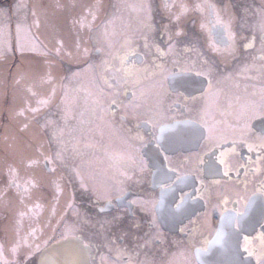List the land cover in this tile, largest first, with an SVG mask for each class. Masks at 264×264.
<instances>
[{
  "label": "flooded vegetation",
  "instance_id": "obj_1",
  "mask_svg": "<svg viewBox=\"0 0 264 264\" xmlns=\"http://www.w3.org/2000/svg\"><path fill=\"white\" fill-rule=\"evenodd\" d=\"M217 2L158 0L156 11L93 17L89 89L82 87L75 116L92 138L89 154L75 142L73 155L88 165L68 162L66 170L65 161L42 158L45 170L65 181L71 200L57 204L75 208V231L64 234L61 217L47 235L48 219H11L4 231L0 220V264H38L65 235L90 245V264H206L213 255L221 264L226 257V264H258L264 257L263 17ZM211 5L234 35L217 50L209 39ZM118 68L124 71L115 82ZM221 223L226 235L216 236ZM237 240L240 250L231 251L227 242ZM57 257L51 262L63 263Z\"/></svg>",
  "mask_w": 264,
  "mask_h": 264
},
{
  "label": "rangeland",
  "instance_id": "obj_2",
  "mask_svg": "<svg viewBox=\"0 0 264 264\" xmlns=\"http://www.w3.org/2000/svg\"><path fill=\"white\" fill-rule=\"evenodd\" d=\"M214 1L224 6V10L260 11L264 25V0ZM86 8L91 9V14ZM158 9H162L158 0H0V220H5L3 231L11 225V219L30 217L48 219L46 231H49H43L44 235L49 234L53 224L60 225L57 221L60 217L63 220L59 219L60 230L64 234L75 231V208L63 209L60 204L71 200L63 188L65 181L57 173L47 172L42 158L51 155L53 165L63 160L66 170L68 162L88 165L89 160L76 161L78 157L75 155L73 159V155L75 142L82 144L78 149L89 154L87 144L92 138L90 128L78 126L75 116L82 87L89 89L86 75L91 72L92 64L88 56L91 53L92 58L94 51L90 50L88 34L93 17L98 21L102 16L116 15L110 12ZM37 20L39 26L35 23ZM103 32L111 34L113 30ZM57 41L63 42L59 52ZM101 49L105 51L104 46ZM114 144H117L113 145L115 148L122 147L119 142ZM63 154H68L70 159H63ZM12 180L16 181L15 185H11ZM17 184L23 189L27 187L28 191L19 190ZM57 186L63 188L62 193L58 194ZM58 235L60 232L53 234L54 238Z\"/></svg>",
  "mask_w": 264,
  "mask_h": 264
},
{
  "label": "snow or ice",
  "instance_id": "obj_3",
  "mask_svg": "<svg viewBox=\"0 0 264 264\" xmlns=\"http://www.w3.org/2000/svg\"><path fill=\"white\" fill-rule=\"evenodd\" d=\"M58 7H60L61 5H57ZM197 7H200L199 5ZM213 9V14L215 17V25L214 27V32L210 33V43L213 47L214 50L218 49V46L221 44L224 45H228L230 42H232L234 40V35L230 32L228 25H226L220 18L219 14L217 12H215V6L211 5L210 6ZM186 10V8L184 9ZM86 12H88L89 14H91V9L86 8L85 9ZM33 15H35V12L33 13ZM178 19V17H177ZM36 25L39 26V21H35ZM218 26V27H217ZM201 27H204V25L202 24ZM57 51H61L62 47H63V42L62 41H57ZM250 45H246L245 47H249ZM87 51V50H85ZM131 55V54H129ZM129 55H125L124 58L120 61V63L122 65L126 64L127 61L129 60ZM124 71V69L118 68V69H114V75L111 77V79L115 82H118L121 79V72ZM197 76H202L204 75L203 72H196ZM134 95V93H133ZM42 103H46V101H42ZM113 104H116V101L112 102ZM35 111V110H33ZM259 115L261 117L260 119V132H261V136L259 137L261 141H264V108H261L259 110ZM256 113L254 112L252 114V118H255ZM159 147V145H158ZM261 149L264 150V143L261 144ZM249 150L251 151V146H249ZM46 160H48L49 163H51V160L48 157H45ZM259 159V157H258ZM32 163H34V161H32ZM174 169H170L169 172H174ZM225 176H228L229 173L226 171L224 173ZM170 179V177H169ZM177 179H181L180 177H177ZM162 186H167L170 187V185H162ZM25 192L28 191L27 187H25ZM57 191H60L59 186H57ZM123 195V194H122ZM109 203H111V201H109ZM131 203H135V201H131ZM36 207L38 208L39 205H36ZM177 207H179V205H177ZM24 213H21V216H23ZM69 232L71 231V229L68 230ZM247 239V238H245ZM62 240L64 242V246H65V251L72 254L75 259H73L71 261V264H89V252H90V245L86 244L83 242V239L81 237H75L72 238L69 235H65L62 237ZM12 252L15 253L17 250V246L13 245L12 247ZM38 250V249H37ZM245 251L247 252L248 249L245 248ZM248 255L251 256L253 255L252 252H248ZM3 258V245L0 244V259ZM258 264H264V257L259 258L258 259Z\"/></svg>",
  "mask_w": 264,
  "mask_h": 264
},
{
  "label": "water",
  "instance_id": "obj_4",
  "mask_svg": "<svg viewBox=\"0 0 264 264\" xmlns=\"http://www.w3.org/2000/svg\"><path fill=\"white\" fill-rule=\"evenodd\" d=\"M226 231H227V228L224 225H221L219 227V235H223V233L224 235H226ZM227 245H230L231 251L240 250L239 240L233 241V242H227ZM57 256H61L63 259V263L59 262V264H71V261L75 259V257L72 254L65 251L64 242L63 240H61L59 242H56L48 246L46 249L43 250V252L39 256L38 264H53L51 261L53 260V258L57 259L58 258ZM68 257H70V259H68ZM227 260L228 258H226L225 264ZM206 264H221V263H220V260H217V258L216 259L212 258V260H210V263H206Z\"/></svg>",
  "mask_w": 264,
  "mask_h": 264
},
{
  "label": "bare ground",
  "instance_id": "obj_5",
  "mask_svg": "<svg viewBox=\"0 0 264 264\" xmlns=\"http://www.w3.org/2000/svg\"><path fill=\"white\" fill-rule=\"evenodd\" d=\"M68 259H70V257H68Z\"/></svg>",
  "mask_w": 264,
  "mask_h": 264
}]
</instances>
